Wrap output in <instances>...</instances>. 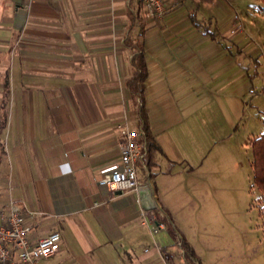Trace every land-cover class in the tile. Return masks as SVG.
Returning a JSON list of instances; mask_svg holds the SVG:
<instances>
[{
    "label": "crops",
    "instance_id": "0c3cea01",
    "mask_svg": "<svg viewBox=\"0 0 264 264\" xmlns=\"http://www.w3.org/2000/svg\"><path fill=\"white\" fill-rule=\"evenodd\" d=\"M175 2L154 18L138 0H0V209L14 200L32 212V242L60 233L37 264H192L182 242L196 247L175 234L159 187L176 196L195 175L212 192L223 186L224 144L253 119L247 98L264 81V28L245 17L244 32L222 35L210 27L220 4ZM128 37L141 44L146 126L160 147L139 170L156 204L145 211L165 224L155 233L137 190L96 182L119 159L121 130H145Z\"/></svg>",
    "mask_w": 264,
    "mask_h": 264
},
{
    "label": "rangeland",
    "instance_id": "374dc122",
    "mask_svg": "<svg viewBox=\"0 0 264 264\" xmlns=\"http://www.w3.org/2000/svg\"><path fill=\"white\" fill-rule=\"evenodd\" d=\"M164 1L166 9L176 4L174 0ZM211 2L220 4L221 13L210 27L218 29L222 35L229 34L228 26L235 11L243 18L244 29L241 32L246 29L245 17L257 16L264 28L262 0ZM191 6L187 2L183 8L190 11ZM246 7L250 11H246ZM259 44L257 41L256 47ZM258 66L264 71V60L258 61ZM255 93L247 98L248 104L252 103L253 119L236 127V144L231 139L230 143L224 144L227 170L221 188L213 192L208 190L201 182V175H195L190 182L178 186L182 190L176 196L159 187L162 202L171 207V216H166L175 234L186 235L196 247L192 264H197V261L200 264H264V203L253 181L251 147V140L264 132V81H259ZM158 174L160 176L162 172L158 171Z\"/></svg>",
    "mask_w": 264,
    "mask_h": 264
},
{
    "label": "built area",
    "instance_id": "2783aa9c",
    "mask_svg": "<svg viewBox=\"0 0 264 264\" xmlns=\"http://www.w3.org/2000/svg\"><path fill=\"white\" fill-rule=\"evenodd\" d=\"M129 2L130 0H124ZM149 15L161 18L166 11L164 0H138ZM243 18L234 12L233 22L228 29L230 35L244 29ZM143 130H121L118 139L119 159L117 162L100 170L96 182L104 185L113 193H125L137 190L140 185L139 170L147 166L146 142L142 138ZM6 209H0V264H37L39 260L52 256L59 248L58 231L30 240V225L25 224L24 217L32 215L21 204L9 200ZM142 218L155 233L164 228V223L156 221L151 214L143 210Z\"/></svg>",
    "mask_w": 264,
    "mask_h": 264
},
{
    "label": "trees",
    "instance_id": "16d2710c",
    "mask_svg": "<svg viewBox=\"0 0 264 264\" xmlns=\"http://www.w3.org/2000/svg\"><path fill=\"white\" fill-rule=\"evenodd\" d=\"M262 11L264 12V0ZM131 14V13H130ZM135 15L131 14V22L134 21ZM144 31H139V35L142 36ZM212 37H215L216 32L213 31L210 33ZM126 44L130 45L133 50V56L131 58V66H132V77L128 82L129 91L135 100L137 97L141 102V106L139 107V118L142 123L145 125V130L143 132L142 138L146 142V153H147V165L149 170L154 164V156L155 153L160 151L159 145L156 143L153 135L148 131L146 126V111L143 107V99H144V90H145V80L147 77V68L144 59V55L141 50V44L138 41H135V38L128 37L126 40ZM256 67H258V62H256ZM258 74V71L255 72ZM253 161V181L254 185L257 187L260 193V198L264 203V132L260 133L256 137L251 140ZM182 246L184 248V253L186 258L193 263V252L184 242H182Z\"/></svg>",
    "mask_w": 264,
    "mask_h": 264
},
{
    "label": "water",
    "instance_id": "95a60500",
    "mask_svg": "<svg viewBox=\"0 0 264 264\" xmlns=\"http://www.w3.org/2000/svg\"><path fill=\"white\" fill-rule=\"evenodd\" d=\"M137 191L139 195L140 205L144 210H150L156 207L152 196V190L149 184L139 185Z\"/></svg>",
    "mask_w": 264,
    "mask_h": 264
}]
</instances>
